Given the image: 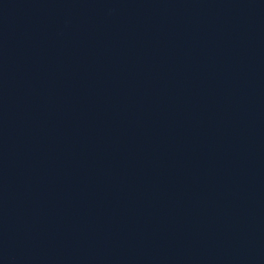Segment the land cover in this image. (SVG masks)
Masks as SVG:
<instances>
[{"label":"water","instance_id":"95a60500","mask_svg":"<svg viewBox=\"0 0 264 264\" xmlns=\"http://www.w3.org/2000/svg\"><path fill=\"white\" fill-rule=\"evenodd\" d=\"M0 264H264V0H0Z\"/></svg>","mask_w":264,"mask_h":264}]
</instances>
